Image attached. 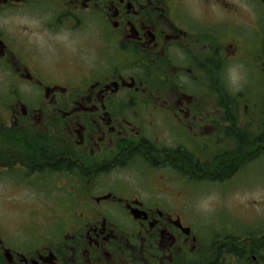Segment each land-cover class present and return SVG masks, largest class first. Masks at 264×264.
I'll list each match as a JSON object with an SVG mask.
<instances>
[{
	"label": "flooded vegetation",
	"instance_id": "1",
	"mask_svg": "<svg viewBox=\"0 0 264 264\" xmlns=\"http://www.w3.org/2000/svg\"><path fill=\"white\" fill-rule=\"evenodd\" d=\"M0 74V264H264L192 217L264 189V0H0Z\"/></svg>",
	"mask_w": 264,
	"mask_h": 264
},
{
	"label": "rangeland",
	"instance_id": "2",
	"mask_svg": "<svg viewBox=\"0 0 264 264\" xmlns=\"http://www.w3.org/2000/svg\"><path fill=\"white\" fill-rule=\"evenodd\" d=\"M6 79L4 75L0 74V85L2 86V80ZM7 95L1 93L0 90V105L1 100H7ZM0 114L5 115V108L0 109ZM258 166L254 167V172H257ZM262 170L264 167L262 166ZM246 179L244 186L251 187L254 186V183L251 179L249 181V177H244ZM44 192H48V196H50L51 201L56 197L53 192H49L51 187H43ZM219 192L211 193L213 191L202 189V192H206L207 195L198 194L196 198V207L193 211L198 214H193L192 217L196 222L197 227H210L216 226L220 224H224L225 228L228 229V225H231L234 221L236 223L245 221V218L241 215L242 211L245 213L249 212V215L256 216L259 219L264 220V189L260 188L256 191L247 190H237V191H228L227 189L222 188L221 190L216 189ZM5 192L0 190V199L2 198ZM211 193L210 195H208ZM41 192L32 189V191H22L20 194L15 192V200L25 199L24 202L31 204L32 207L39 206L38 214L29 213L30 216L24 217L23 215H19V218H27L33 217L41 214L42 216H49L51 213V207L48 203H45L46 196H41ZM199 197L203 198L202 202L199 201ZM45 198V199H44ZM13 199V198H11ZM47 208L45 207V205ZM195 206V205H194ZM240 214H239V213ZM203 214V215H202ZM15 216V214H11V217ZM241 225V224H239Z\"/></svg>",
	"mask_w": 264,
	"mask_h": 264
}]
</instances>
